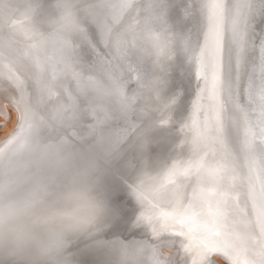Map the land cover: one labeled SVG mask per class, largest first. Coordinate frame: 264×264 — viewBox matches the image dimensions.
Returning <instances> with one entry per match:
<instances>
[{
    "label": "snow or ice",
    "instance_id": "snow-or-ice-1",
    "mask_svg": "<svg viewBox=\"0 0 264 264\" xmlns=\"http://www.w3.org/2000/svg\"><path fill=\"white\" fill-rule=\"evenodd\" d=\"M166 7L0 0V151L41 132L66 144L84 115L90 134L115 148L132 128L105 126L163 83L145 80L140 65L163 68L179 50L195 83L180 129L186 152L132 186L136 223L149 232L141 240L161 264H264V0H188L196 23L187 34L172 30ZM64 9L75 14L72 34L54 37L50 23Z\"/></svg>",
    "mask_w": 264,
    "mask_h": 264
},
{
    "label": "clouds",
    "instance_id": "clouds-1",
    "mask_svg": "<svg viewBox=\"0 0 264 264\" xmlns=\"http://www.w3.org/2000/svg\"><path fill=\"white\" fill-rule=\"evenodd\" d=\"M74 22L75 14L62 10L50 23L52 35L69 37ZM109 215L102 174L90 155H75L43 132L0 151V264H77L70 248L101 234ZM95 243L107 249L109 264H161L144 240Z\"/></svg>",
    "mask_w": 264,
    "mask_h": 264
},
{
    "label": "water",
    "instance_id": "water-1",
    "mask_svg": "<svg viewBox=\"0 0 264 264\" xmlns=\"http://www.w3.org/2000/svg\"><path fill=\"white\" fill-rule=\"evenodd\" d=\"M187 7L188 0H167V21L172 30L180 34L192 31L196 23L194 18L185 16ZM140 70L145 80L156 79L159 73L172 72L176 86L162 90L160 85L156 92L142 95L133 112L105 126V132L117 128H132L130 134L115 148L101 143L97 135L90 134L89 125L92 120L87 115L82 117L78 131L74 135L69 134L66 143L73 154H88L96 161L102 174L103 193L110 207L106 229L97 237L80 238L70 248L77 264H105L109 261L107 249L97 245L96 240H104L106 237H112L109 241L148 238L147 226L136 223L141 206L132 192V186L143 172H161L170 166L182 151L186 152V146L184 149L180 147L183 140L180 129L190 113L191 101L194 98L195 83L191 65L178 50L174 59L168 61L163 68L147 61L140 65ZM137 90V82H130L129 93L135 94ZM154 96L158 107L151 104ZM173 99L180 101V106L165 108L164 106ZM166 119L169 120L167 124L163 123ZM161 127L168 129L169 142L166 141L160 148L162 152L155 156L151 149L156 148L154 145L161 135ZM166 132L165 137L168 136Z\"/></svg>",
    "mask_w": 264,
    "mask_h": 264
},
{
    "label": "bare ground",
    "instance_id": "bare-ground-1",
    "mask_svg": "<svg viewBox=\"0 0 264 264\" xmlns=\"http://www.w3.org/2000/svg\"><path fill=\"white\" fill-rule=\"evenodd\" d=\"M172 70V69H171ZM156 76H158V78H162V80H163V83L161 84V86H162V90H166V89H172V88H175V79H174V75L172 74V72H171V74H166V73H159L158 75H156ZM181 90V89H180ZM179 96V95H178ZM156 97L154 96L152 99H151V104L152 105H157V107H158V103H157V99H155ZM179 98V97H178ZM180 101H178V100H176V103L175 104H172L171 105V107H176V108H178L179 106H180ZM3 119H4V117L3 116H0V122H3ZM161 129H162V132L160 133L161 135L157 138V140L155 141V144L156 145H154V146H156V148L155 147H152V149L151 150H153V153H154V155L156 156V154L157 153H161L162 151H161V146L166 142V141H168L169 142V139H168V137L170 136V134L168 133L169 131H167L168 129H165V127H161ZM167 131V132H166ZM167 133L168 134V136L167 137H165L164 136V133ZM112 239V237H106L105 239H104V241H109V240H111ZM80 247L82 246V245H79ZM105 264H109V261L108 262H106Z\"/></svg>",
    "mask_w": 264,
    "mask_h": 264
}]
</instances>
